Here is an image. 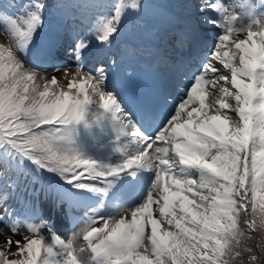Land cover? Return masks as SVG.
I'll use <instances>...</instances> for the list:
<instances>
[{
    "label": "snow or ice",
    "instance_id": "obj_1",
    "mask_svg": "<svg viewBox=\"0 0 264 264\" xmlns=\"http://www.w3.org/2000/svg\"><path fill=\"white\" fill-rule=\"evenodd\" d=\"M50 5L65 7L0 0V225L11 233L0 264H264V0H186L173 61L184 71L139 113L121 98L132 73L119 75L114 48L145 0H101L83 30L53 27ZM105 115L126 145L103 169L63 144ZM33 171L99 203L42 187L69 221L61 234L35 189L24 203L14 195ZM141 172L151 182L127 206L112 189Z\"/></svg>",
    "mask_w": 264,
    "mask_h": 264
},
{
    "label": "rangeland",
    "instance_id": "obj_2",
    "mask_svg": "<svg viewBox=\"0 0 264 264\" xmlns=\"http://www.w3.org/2000/svg\"><path fill=\"white\" fill-rule=\"evenodd\" d=\"M78 1H79V5L84 6L83 0H78ZM63 147H65V149L70 151L72 154H80V150H78L77 152H74V150L70 146H63Z\"/></svg>",
    "mask_w": 264,
    "mask_h": 264
},
{
    "label": "bare ground",
    "instance_id": "obj_3",
    "mask_svg": "<svg viewBox=\"0 0 264 264\" xmlns=\"http://www.w3.org/2000/svg\"><path fill=\"white\" fill-rule=\"evenodd\" d=\"M61 221H62V218L61 216H56V226H57V229L60 230L62 228V225H61Z\"/></svg>",
    "mask_w": 264,
    "mask_h": 264
}]
</instances>
